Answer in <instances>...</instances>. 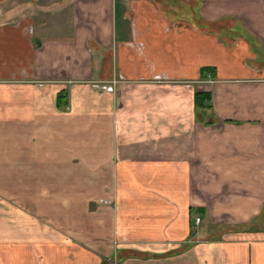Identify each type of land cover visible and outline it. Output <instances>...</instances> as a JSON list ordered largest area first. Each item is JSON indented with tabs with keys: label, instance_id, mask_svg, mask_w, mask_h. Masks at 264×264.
Returning a JSON list of instances; mask_svg holds the SVG:
<instances>
[{
	"label": "crops",
	"instance_id": "0c3cea01",
	"mask_svg": "<svg viewBox=\"0 0 264 264\" xmlns=\"http://www.w3.org/2000/svg\"><path fill=\"white\" fill-rule=\"evenodd\" d=\"M34 3L0 15V264H264V0Z\"/></svg>",
	"mask_w": 264,
	"mask_h": 264
},
{
	"label": "rangeland",
	"instance_id": "374dc122",
	"mask_svg": "<svg viewBox=\"0 0 264 264\" xmlns=\"http://www.w3.org/2000/svg\"><path fill=\"white\" fill-rule=\"evenodd\" d=\"M22 1H25V0H0V15L2 14V12H4L5 10L7 9H11L13 7H16L17 5H19ZM41 1L42 0H35V2L37 3H34L33 4V7L36 6V4H41ZM45 1V0H44ZM48 1V0H47ZM44 3V2H42ZM33 7L31 9H29L30 11L28 12V10L26 11V13H30L33 9ZM186 13V12H185ZM52 16V14H50ZM188 16V15H187ZM195 217V216H194ZM194 217H193V220H194ZM198 217V216H197ZM199 218V217H198ZM192 220V221H193ZM199 224V222H198ZM198 224H193L192 223V229L194 231H196V227L198 226Z\"/></svg>",
	"mask_w": 264,
	"mask_h": 264
},
{
	"label": "trees",
	"instance_id": "16d2710c",
	"mask_svg": "<svg viewBox=\"0 0 264 264\" xmlns=\"http://www.w3.org/2000/svg\"><path fill=\"white\" fill-rule=\"evenodd\" d=\"M63 97H64V92L63 91L59 92L56 96V100H55L56 104H59V105L62 104L64 102ZM194 98H195L194 100L195 106L201 107L203 103L206 101V99L208 98V94L206 92L196 91Z\"/></svg>",
	"mask_w": 264,
	"mask_h": 264
},
{
	"label": "built area",
	"instance_id": "2783aa9c",
	"mask_svg": "<svg viewBox=\"0 0 264 264\" xmlns=\"http://www.w3.org/2000/svg\"><path fill=\"white\" fill-rule=\"evenodd\" d=\"M114 80L111 81V83H113ZM199 222V218L197 216L194 217V220H193V224H198Z\"/></svg>",
	"mask_w": 264,
	"mask_h": 264
}]
</instances>
